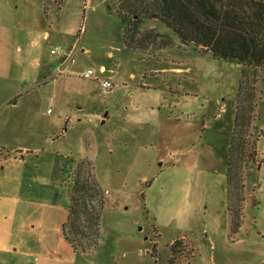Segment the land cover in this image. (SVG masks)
<instances>
[{
  "label": "rangeland",
  "instance_id": "1",
  "mask_svg": "<svg viewBox=\"0 0 264 264\" xmlns=\"http://www.w3.org/2000/svg\"><path fill=\"white\" fill-rule=\"evenodd\" d=\"M0 3L8 26L0 28V189L16 192L22 180L34 245L47 235L54 243L79 167L96 190L87 207L99 215L98 236L84 240L88 262H263L264 70L247 68L243 78L242 65L181 44L157 20L136 26L143 40L133 45L144 54L128 52L121 0ZM67 56L73 62L59 64ZM87 69L94 75L83 78ZM229 145L230 207L244 200L237 232Z\"/></svg>",
  "mask_w": 264,
  "mask_h": 264
},
{
  "label": "trees",
  "instance_id": "2",
  "mask_svg": "<svg viewBox=\"0 0 264 264\" xmlns=\"http://www.w3.org/2000/svg\"><path fill=\"white\" fill-rule=\"evenodd\" d=\"M44 5L50 0H41ZM60 6L65 0H52ZM116 15L123 25L122 42L128 52L144 54L133 44L137 40L136 26L141 20H157L170 30L183 45H193L199 52L210 53L213 58L236 62L243 67L244 78L247 68L264 70V3L258 0H121ZM236 123L239 120L240 91ZM235 133V132H234ZM234 133L232 137L234 136ZM230 140V145L232 141ZM230 145L226 156V192L230 185ZM81 166V165H79ZM79 167L70 181V195L66 220L62 225V235L70 248L86 254L84 240L98 236L99 215L90 211L87 201L95 199L90 195L95 189L81 179ZM96 191V190H95ZM230 207V226L237 232L240 227L241 209ZM85 219L87 225L82 224ZM179 244L175 241L170 247ZM94 246V244H93Z\"/></svg>",
  "mask_w": 264,
  "mask_h": 264
},
{
  "label": "crops",
  "instance_id": "3",
  "mask_svg": "<svg viewBox=\"0 0 264 264\" xmlns=\"http://www.w3.org/2000/svg\"><path fill=\"white\" fill-rule=\"evenodd\" d=\"M6 6L8 12L5 11V16L10 17L9 12L12 7L7 4ZM0 28L5 30L8 26L1 22ZM5 37L4 33H0V62L3 65V55L6 50ZM47 37L48 35L44 33L43 39ZM2 47L5 48L3 52ZM18 50L21 51L19 47ZM58 62L62 64V59L59 58ZM99 71L105 73L106 67L100 64ZM15 95L16 93L9 95L4 103L14 104L11 100L15 98ZM104 122L105 120H102V123ZM22 153L20 151V154ZM18 179L19 185L16 192L13 191L12 186L8 190L6 186H2L0 189V264H92V260L89 262L87 260L88 255L73 251L64 240L61 225L65 222L66 217L64 222H59L61 230L58 234L55 231L54 243L52 240L48 242L47 235L46 238L44 237L45 240L42 239L41 243L38 242L34 245L30 236L29 205L31 200L20 186L22 180L19 177ZM261 264H264V260Z\"/></svg>",
  "mask_w": 264,
  "mask_h": 264
},
{
  "label": "built area",
  "instance_id": "4",
  "mask_svg": "<svg viewBox=\"0 0 264 264\" xmlns=\"http://www.w3.org/2000/svg\"><path fill=\"white\" fill-rule=\"evenodd\" d=\"M50 53L52 55H57V56H60L62 53H61V50L60 48H56V49H52L50 51ZM62 59V63L66 60L67 62H73L72 60V57L71 56H67V57H61ZM94 75V71L91 70V69H87L83 74H82V77L83 78H90L91 76ZM113 87V84L108 81V80H101L100 81V88L103 90V91H109L111 90V88Z\"/></svg>",
  "mask_w": 264,
  "mask_h": 264
}]
</instances>
